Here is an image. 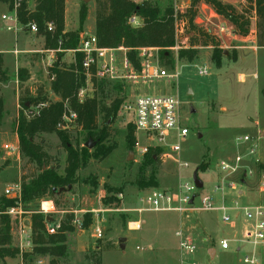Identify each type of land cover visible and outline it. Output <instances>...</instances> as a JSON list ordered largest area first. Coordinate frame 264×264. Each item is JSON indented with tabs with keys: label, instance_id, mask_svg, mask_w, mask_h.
Masks as SVG:
<instances>
[{
	"label": "rangeland",
	"instance_id": "374dc122",
	"mask_svg": "<svg viewBox=\"0 0 264 264\" xmlns=\"http://www.w3.org/2000/svg\"><path fill=\"white\" fill-rule=\"evenodd\" d=\"M230 1L237 7L238 13H243L248 20V33L245 36L247 41L241 44L247 48L248 52L242 57V62H237V50L230 48L231 46L219 45L215 48L212 45L219 42L215 34L209 32L213 41L209 42L208 47H203L200 46L203 39L194 37L195 33L189 28L186 31L180 23L181 30L175 46L170 49L168 59H162L158 49L154 51L161 67L168 73L175 71L179 73L177 80L162 79L145 83L122 80L104 81L103 91L96 83L92 92H88V98L96 95L100 106L104 107H108L115 98L130 100L137 93L169 95L177 99L181 125L188 130V134L183 140L178 141L173 137L166 140V146L178 145L179 151L172 152L173 160L164 157L167 154L166 147L164 150L160 149L157 163L152 167L149 166L142 174L139 171L144 155H140L139 150L149 145V142L142 134H136L137 136L134 134L137 146L129 149L126 143V132L128 127L132 128L130 119L120 117L117 112L112 121L109 119L108 138L103 143H99V141L86 140V133L81 131L75 120L63 118L64 115H68V110L64 111L58 130L65 132L71 146L78 145L80 161L75 173V183L70 186V189H68L69 186L64 187V192L57 193L53 198L46 196L38 202L22 207L23 214L18 216L21 220L29 222L31 215L24 209L38 208L40 210L42 203L51 201L55 212L47 214V217L52 222L72 219L76 221L73 231L66 235L65 255L55 258L56 264H95V259H99L100 264H189L190 262L242 264L245 254L252 253V247L246 243H240L239 240H241L244 225V209L257 205L260 199L259 194L254 191L256 184H247L251 188L248 198L244 195L239 196L238 190L240 188L244 190V186L238 183L239 188L233 191L228 184L239 182L246 168L227 176L221 172L219 166L222 162L233 164L237 155H243L245 148L253 145L259 158V163L256 164L257 169L264 167V51L259 53V66L253 62L255 58L250 59L249 66L246 65L250 53L255 52L249 46L254 45L251 44V40L254 35L257 36L258 20L247 3L240 6L239 0ZM26 2L27 9L33 11L35 0ZM152 2L158 3L164 9L168 0H152ZM80 5H85L87 8V17L83 25L84 30L89 31V27L94 26L95 22L94 0H65L64 18L66 15L69 29L79 28ZM5 11V6L0 3V15ZM177 19L181 22L183 17L180 16ZM233 27L236 35L240 36L238 29ZM193 41L199 44L196 47L195 58L191 62L184 59L178 60V52L182 49H190ZM9 43V48L15 45L19 49L33 46L31 38L22 33H18L16 40L11 35ZM215 49L220 51H218L220 67H217V60L212 59ZM75 54L65 53L64 60L67 64L74 63ZM45 55L46 53L26 55V59L34 61L32 65L34 70L30 79L23 84L14 79L8 61L6 62L9 78L6 77L4 83L9 80L10 82L7 85L0 83L4 108L0 127V203L4 199L14 200L6 195L5 191L8 188L16 184L20 187L22 184L28 186L30 180L40 173L36 164L30 163L21 154L19 157L8 155L3 150V146L12 145L15 140L18 141L15 121L18 112H24L19 105L20 96L23 98L39 96L46 99L47 103L59 100L50 90L51 80L48 77V68L45 66ZM215 58L217 59V52ZM168 62L170 65H167ZM202 67H205L207 72L206 75L200 76L198 68ZM255 71L258 78H254ZM103 121V114L99 113L98 129L102 128ZM243 136L251 137L252 141L247 145H238L237 139ZM89 141L93 144L91 148L86 147ZM34 142L40 144L43 151L51 158L49 167L55 168L58 176H62L66 150L57 133L40 134ZM111 145L115 146V150L104 160H97L100 148ZM129 156H132L130 161ZM179 163H186L187 166L181 167ZM200 164L204 166L203 171L197 170ZM152 170H155V182L151 181ZM210 182L219 188L224 184L225 187L222 188L223 191L219 190L213 194L214 185H210ZM184 183L195 184V186L197 183H202V189L197 188V195L210 197L214 207L221 205L229 207L230 210L227 213L232 220L222 223V212L210 210L194 213L189 219L183 218L185 221L182 225V222L178 220L179 216L172 211L136 212L140 208L137 200L141 195L161 190L172 193L175 186ZM93 184H96V187ZM118 193L123 194L122 202L115 198ZM22 196L23 193L22 195L20 193V200H18L20 204ZM17 204L14 200L13 206L16 207ZM199 206H203L202 202ZM46 207L50 206L46 205ZM236 213H239V216L234 218ZM85 217L88 218L86 229L81 225ZM133 220L141 221L139 231L127 229V224ZM12 226V245L18 248L17 223H12ZM195 226H202V234L194 230ZM28 227L30 228V225ZM97 228L102 232V239L96 237ZM178 232L188 237L197 247L193 256L181 255L176 236ZM120 238H125L124 249L119 248ZM222 238L236 240V246L232 243L230 250H220L218 241ZM237 246L240 247L239 251H235ZM212 249L214 254L213 251L210 252ZM31 251L27 253L30 255L24 259L21 254L26 253L25 251H21L15 258L0 257V264H39L40 262L50 264L53 259L47 254L32 255Z\"/></svg>",
	"mask_w": 264,
	"mask_h": 264
},
{
	"label": "trees",
	"instance_id": "16d2710c",
	"mask_svg": "<svg viewBox=\"0 0 264 264\" xmlns=\"http://www.w3.org/2000/svg\"><path fill=\"white\" fill-rule=\"evenodd\" d=\"M8 0H0L5 3ZM27 0H23L18 19L25 24L29 21L35 22L39 27V35L44 37L45 47L48 49H57L58 42L61 43L62 50H76L80 43V32L87 17V8L80 5L78 10L79 29L73 32L64 33V8L65 0H35V8L33 11L27 9ZM172 1V0H171ZM168 0L167 5L162 9L158 3L152 0H142L135 3L132 0H94L95 2V31L94 36L100 48H124L127 50L126 57L136 70H139V63L136 59L137 50L139 48H153L160 51L162 59H168L170 49L176 44V24L181 25L183 29L194 32V37L203 39L200 46L208 47L209 42L213 41L210 33L198 28L194 24L197 15V6L204 3L210 6L214 12L223 19L230 22L236 29L238 34L245 37L248 33V20L243 13H238L236 9L221 2L220 0H189L190 4L183 14L176 11L172 2ZM250 9L257 17L256 36L257 46L264 48V0H245ZM183 17L179 22L178 17ZM139 18L141 25L132 26L130 20ZM47 22L55 25V31L52 34L43 31V26ZM181 23V24H180ZM215 48L219 43L212 44ZM199 46L193 41L190 49L180 50L178 52V60H186L191 62L197 52L196 47ZM218 51L214 50L212 59L217 60V67H220ZM217 52V59L215 54ZM220 52V51H219ZM64 53L57 54V60L52 68L48 69V77L51 80L50 90L58 97V101L47 103L46 99L36 96L34 98L19 97V105L24 112L29 111L31 107L37 104H44L38 110V113L28 118L24 112H18L15 121V131L18 137L19 151L22 157L28 159L30 163L36 164L40 173L30 180L28 186L22 184L21 207H27L30 203L38 202L40 199L48 196L53 198L59 189L72 186L75 183V173L79 166L78 145L71 146L69 137L65 132L58 130L60 120L66 111V106L75 113L76 123L81 131L86 133V140L99 141L103 143L108 138V124L116 116L124 98H115L108 107L100 106L96 95L80 102L77 99L78 90L84 86L85 75L81 67L82 55L75 54L74 63L65 65L61 62ZM167 65H170L168 62ZM19 82L27 81V71L19 69L17 71ZM6 73L3 69L2 54H0V78L6 79ZM93 86L96 85L93 80ZM104 81H99L98 86L103 91ZM99 113L103 114L104 121L101 129L97 127V118ZM3 117V103L0 97V126ZM57 133L59 140L66 150V162L63 169V175L58 176L55 168L49 167L51 159L42 149L40 144H36L34 139L40 134ZM126 143L129 149L136 147L134 139V130L128 127L126 132ZM97 160L102 161L107 158L114 150L115 146H106L100 148ZM160 149L150 148L148 153L142 158L140 165V173H144L149 166H153L158 161ZM264 168V167H263ZM152 169V168H151ZM203 164L198 165L197 170L203 171ZM262 169V168H261ZM151 181L155 182V170H152ZM96 187V184H93ZM154 185V184H153ZM14 200L4 199L0 203V257L15 258L21 252L12 245V222L5 214L6 210L13 206ZM16 202V201H15ZM24 209V208H23ZM30 214V231L33 249L32 255L47 254L53 259L50 264H56L55 258H60L66 252V235L73 231L70 221L62 220L60 229L56 234L48 235L45 231L46 217L38 213V208L25 210ZM82 226L86 229L88 218L82 219ZM27 253L21 254L22 259L26 258ZM95 264H100L99 259H95Z\"/></svg>",
	"mask_w": 264,
	"mask_h": 264
},
{
	"label": "built area",
	"instance_id": "2783aa9c",
	"mask_svg": "<svg viewBox=\"0 0 264 264\" xmlns=\"http://www.w3.org/2000/svg\"><path fill=\"white\" fill-rule=\"evenodd\" d=\"M23 0H8L2 3L6 11L0 16L2 22L6 25V31L13 34L23 33L33 36L39 35V27L33 22L29 21L25 24L21 23L18 19V12L20 11ZM135 17L130 20L133 25ZM180 25L176 24V40L180 32ZM43 31L52 34L55 31V25L52 22H47L43 26ZM224 32L223 29L220 30ZM61 43L58 42L57 49H49L44 53L48 54L45 66L50 69L53 67L57 60V54L59 53H79L82 55L81 67L85 75L84 86L77 92V99L82 102L87 99L88 92L93 90V80L96 83L99 81H131V82H152L154 80H177L178 72L168 73L163 67L159 65L157 58L154 55L155 49L153 48H139L137 50V57L139 63V70H136L131 62L126 57L127 50L124 48H100L97 44L95 36H85L80 38L79 46L76 50H62ZM15 55L19 52L13 51ZM206 68H198V74L200 76L206 75ZM91 98V97H90ZM44 104H37L31 107L29 111L25 112V116L36 115L38 110L43 107ZM68 115H64L65 120H75L76 115L67 106ZM118 115L122 118L127 117L130 119V125L134 130V134H142L144 138L149 142V145L139 150L140 155L148 153L150 148H158L167 151L164 155L165 158L173 160L172 152H178V145H167L166 140L169 137H173L176 140H183L188 130L181 125V119L179 115V102L169 95H140L137 93L130 100H123ZM137 136V135H136ZM252 141L251 137L243 136L238 138V145H247ZM137 146V145H136ZM243 155H237L233 164L225 162L220 163L219 169L227 176L235 174L238 170L246 168L244 175L251 177L253 171L249 169L247 165H256L259 163L258 153L252 145L245 148ZM3 150L8 155H15L19 157L20 151L17 144L4 145ZM161 153V152H160ZM181 167H186V163H179ZM257 166V165H256ZM259 170V171H258ZM256 192L259 194V202L257 205L251 208H245L243 212L244 226L240 243H246L252 247V253L250 255L245 254L242 260V264H262L264 259V168L257 169L256 172ZM232 187V184H228ZM222 187H214L216 191H223ZM197 191L195 184L184 183L178 186L176 193L170 191H152L141 195L138 198V204L140 206L136 212L141 213L145 211H172L179 215L188 218L195 212V208L192 206L193 194ZM6 195L16 201L17 206L8 208L5 214L10 217L12 223H17L16 233L18 235V249L21 251L32 250L33 244L31 241V231L28 229L30 223L25 222L18 218L23 214L20 200L21 187L19 184L13 185L5 191ZM115 198L122 202L123 194L118 193ZM203 210H213L212 201L208 198L202 201ZM44 204H50V207L44 208ZM222 210L221 221L222 223L230 222L232 217L225 212L224 208H217ZM55 212L54 204L50 202L42 203L38 213L46 217L45 231L48 235L56 234L59 229L62 220L52 222L47 214ZM239 215V214H238ZM236 215V217L238 216ZM235 217V218H236ZM76 223L75 220H71L70 224L73 226ZM129 231H139L141 229V221L133 220L127 224ZM96 237L102 239V232L99 228L95 230ZM178 238V248L180 253L184 257L193 256L197 247L188 237L183 236L181 232L176 234ZM218 247L222 251L231 249V244L227 239H221L218 241ZM240 247L237 246L235 251H239ZM41 264V262L39 263ZM189 264H195L190 262Z\"/></svg>",
	"mask_w": 264,
	"mask_h": 264
},
{
	"label": "crops",
	"instance_id": "0c3cea01",
	"mask_svg": "<svg viewBox=\"0 0 264 264\" xmlns=\"http://www.w3.org/2000/svg\"><path fill=\"white\" fill-rule=\"evenodd\" d=\"M132 1L135 2V3H140L142 0H132ZM220 1L225 3V4H229V5L233 6L236 9V11L239 12L237 10V7L235 6V4L232 3L230 0H220ZM245 3H246L245 0H239L240 6L245 5ZM189 4H190L189 0H173V2H172V5H173L174 9L176 11H179L182 14L188 8ZM2 14L3 13H1V15ZM194 24L198 28H201L202 30H206V31H208L210 33L215 34L217 36V39L220 42L219 45H221V47H223V46L225 47V46L228 45V46H231L230 48H234L235 50H237V56H236L237 57V62L238 63L240 61L242 62L241 59L248 52V50H247V48H245L241 44L245 43L247 41V38L236 35L235 31L233 30V28H234L233 25H231V23H229L227 20H225L222 17L218 16L210 6H208V5L204 4V3H199L198 4V6H197V15H196V17L194 19ZM84 25H85V22H84ZM84 25L82 26V29H81V32H80V38H83L85 36H94L95 22H94V26L89 27V31H85L84 30ZM133 25L135 27L140 26L141 25V20L139 18L135 17ZM69 27L70 26L67 24L66 15H65V18H64V31L63 32L64 33L73 32V31H77L79 29V28H77L76 30L75 29L73 30V29H69ZM221 29H223L224 32H221L220 31ZM11 35L16 40V37H17L18 34H13L12 32L6 31V25L0 19V54H2L3 69L5 70L6 76H7V78H9V74H8V72H9L8 70L9 69L6 66V62L8 61V66L12 70V74L14 75V79L16 81L18 80V82H19V79H18V76H17V71L19 69H24V70L27 71V75H28L27 81H28L30 79V76L33 74L34 68H33L32 65H34V61H30V60H28V58L26 59V57H27L26 55H28V54H45L44 52L46 50H49V49L47 47H45V40H44L43 36H41V35L33 36V35H30V34H24V35L25 36H29L31 38L33 46L31 45L30 47H24V48L19 49L15 45L14 47L9 48V44H10L9 42H10V36ZM34 43H37V44L35 45ZM251 44H254V45L253 46L251 45L249 47L253 48L255 50V52L254 53H250L249 61H247L246 65L249 66L250 65V59L252 60L253 58H255V60H253V62H255L256 66H259V53L264 51V48H260V47L257 46L256 36L255 35H254V37L251 40ZM14 50H17L19 53L17 55H15L14 52H13ZM66 53H68V52H66ZM47 57H48V54L45 55V58H46L45 62L47 60ZM64 58H65V53H64L63 57L61 58V62L64 63L65 65H70L71 63H73V62H71V63L67 64V62L64 60ZM253 75H255L254 78H258L256 71H255V73H253ZM4 81L6 82V79H1L0 78V83L3 82V83H1V85H7L10 82V80L7 83H4ZM27 81H25V82H27ZM25 82H23V83H25ZM19 83L23 84L21 82H19ZM1 94H2V90H1V93H0V97H1L2 103H3V95H1ZM3 111H4V108H3ZM1 124H2V122H1ZM14 144L18 145V141L15 140ZM247 166L249 167V169H251V171H253V175L251 177H248L247 175L243 174V178L240 179L239 182H230L232 184V187L230 189L233 190V191H236L239 188L238 187V183L242 184L244 186L243 187L244 190H241L242 188H240V190H238V195L239 196L244 195V196H246L248 198L249 193H251V188L247 184H252V183L256 184L255 172L257 170V166L256 165H252V164L247 165ZM211 184H213V183L210 182V185ZM213 185H214V187H217V186H215V184H213ZM202 187H203V184H202ZM202 187L199 188V189H202ZM214 187H213V194H216L217 190L215 191ZM177 188H178V186H175V188L172 189V191H173L172 193H176L178 191ZM161 191H167V190H161ZM254 191L256 192V190H254ZM206 198L211 200V198L208 197V196L200 197L199 195H197V191L195 192V196L193 194L192 206L195 208V212L194 213L210 211V210H203L199 206L201 204V201L203 199H206ZM217 208H224L225 212H228V210H230V208L226 207L225 205H221L219 207L216 206V207H214L213 210L217 211ZM219 211L222 212V210H219ZM175 214H177L179 216L180 219H178L177 216L176 217H177L178 220H180L182 222V225L184 224V221H185V220H183V218L189 219V217L192 216V215H190L188 218H186V217H184L182 215H179L176 212H175ZM236 214L238 215L239 213H236ZM28 229L30 230L29 227H28ZM194 230L197 231V233L200 232V234H202L203 228H202V226H197V227L195 226ZM222 239H227V238H222ZM227 240H229L230 244L234 243L235 246H236V240H230V239H227ZM211 251H213V254H214V250L212 249V250H210V252ZM25 252L29 253L30 250H26Z\"/></svg>",
	"mask_w": 264,
	"mask_h": 264
},
{
	"label": "water",
	"instance_id": "95a60500",
	"mask_svg": "<svg viewBox=\"0 0 264 264\" xmlns=\"http://www.w3.org/2000/svg\"><path fill=\"white\" fill-rule=\"evenodd\" d=\"M93 146V144H91V142L89 141L87 144H86V147L87 148H91ZM132 159V156H129L128 157V160L130 161ZM196 187L197 188H201L202 187V184L201 183H197L196 184ZM68 189H70V186L68 187ZM58 193H61V192H64V189L61 188L57 191ZM27 225H28V222H27ZM124 242H125V238H120L119 239V248L120 249H124Z\"/></svg>",
	"mask_w": 264,
	"mask_h": 264
},
{
	"label": "bare ground",
	"instance_id": "6f19581e",
	"mask_svg": "<svg viewBox=\"0 0 264 264\" xmlns=\"http://www.w3.org/2000/svg\"><path fill=\"white\" fill-rule=\"evenodd\" d=\"M44 205H45V204H44ZM44 205H43V206H44ZM46 205H49V206H50V204H46ZM46 205H45V207H44V208H48V207H46Z\"/></svg>",
	"mask_w": 264,
	"mask_h": 264
}]
</instances>
